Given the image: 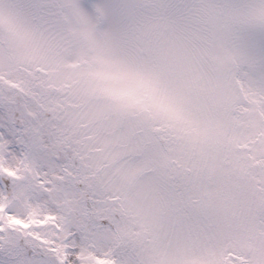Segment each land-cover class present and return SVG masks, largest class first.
<instances>
[{
	"label": "snow or ice",
	"instance_id": "1",
	"mask_svg": "<svg viewBox=\"0 0 264 264\" xmlns=\"http://www.w3.org/2000/svg\"><path fill=\"white\" fill-rule=\"evenodd\" d=\"M222 67L264 93V0H0V264H139L157 188L173 234L219 237L233 209H204L167 129ZM246 254L264 264V206ZM210 258L238 264L178 257Z\"/></svg>",
	"mask_w": 264,
	"mask_h": 264
},
{
	"label": "rangeland",
	"instance_id": "2",
	"mask_svg": "<svg viewBox=\"0 0 264 264\" xmlns=\"http://www.w3.org/2000/svg\"><path fill=\"white\" fill-rule=\"evenodd\" d=\"M71 73L69 69L65 79H71ZM77 93L83 94V86ZM188 108L191 121L167 129L174 141L171 160L185 174L190 189L199 194L204 209L226 204L233 209L231 223L215 238L175 235L166 227L172 205L163 189L157 188L140 200L143 217L133 214L132 238L139 249V264H185L179 256L216 257L229 247L235 249L238 264H250L246 244L257 209L264 206V197L255 194L264 191V93L232 79L222 67L203 94L189 98ZM124 235L130 234L125 231ZM193 264L216 261L210 258Z\"/></svg>",
	"mask_w": 264,
	"mask_h": 264
}]
</instances>
